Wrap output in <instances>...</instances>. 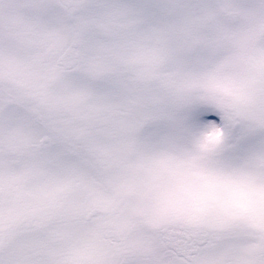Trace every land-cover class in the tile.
Segmentation results:
<instances>
[{
    "label": "clouds",
    "instance_id": "obj_1",
    "mask_svg": "<svg viewBox=\"0 0 264 264\" xmlns=\"http://www.w3.org/2000/svg\"><path fill=\"white\" fill-rule=\"evenodd\" d=\"M222 0H114L97 10L101 43L68 56L73 41L37 25L22 39L17 58L0 56V92L44 117L54 141L87 144L96 162L95 181L64 166L30 144L16 145L18 166L0 165V228L24 231L50 221L85 224L122 219L129 198L152 216L210 211L264 218V124L228 114L222 121L227 147L207 155L188 143L183 151L159 159L134 155L132 131L144 108L142 87L150 81L182 116L201 100L228 99L223 73L197 86L169 74L173 53L188 47L192 31L208 21L237 23L251 55L264 62V0L217 9ZM11 0H0V41L17 31ZM73 66L105 75L110 94L98 97L75 86ZM0 154L9 156L8 132L0 133ZM223 168V180L213 177ZM243 173L254 174L251 182ZM102 241L98 240L97 243ZM96 258H100L97 255Z\"/></svg>",
    "mask_w": 264,
    "mask_h": 264
},
{
    "label": "rangeland",
    "instance_id": "obj_2",
    "mask_svg": "<svg viewBox=\"0 0 264 264\" xmlns=\"http://www.w3.org/2000/svg\"><path fill=\"white\" fill-rule=\"evenodd\" d=\"M65 1L67 4L64 0H11L17 11L10 22L17 31L8 42L0 41V56L19 57L26 44L17 38V32L23 36L37 25L69 37L73 41L67 53L70 57L99 46L102 21L97 10L114 4V0ZM212 6L225 9L246 4L245 0H222ZM187 39L188 47L172 54L169 74L197 86L223 73V91L228 99L201 100L179 116L165 96L150 81L145 82L144 108L131 133L134 155L139 160H163L183 151L188 143L207 154L205 134L189 123L191 114L199 109L216 111L221 121L232 114L264 124V62L251 55L240 26L228 19H215L207 22L204 31L190 32ZM71 78L75 86L92 95L110 94V82L103 74L93 75L73 66ZM48 128L44 117L0 92V133L8 132L10 150L7 157L0 154V165L17 167L16 145L30 144L32 137L38 136L48 157L95 181L96 162L89 145L54 141ZM211 130L215 132L213 147L226 148L222 123L211 125ZM242 178L251 182L254 174L243 173ZM121 217L112 223L50 221L24 231L0 228V264H171L179 258L193 264H264L261 217L220 211L152 216L141 211L138 201L132 198L125 203ZM98 240L102 242L98 244ZM177 251L183 256L177 257Z\"/></svg>",
    "mask_w": 264,
    "mask_h": 264
},
{
    "label": "snow or ice",
    "instance_id": "obj_3",
    "mask_svg": "<svg viewBox=\"0 0 264 264\" xmlns=\"http://www.w3.org/2000/svg\"><path fill=\"white\" fill-rule=\"evenodd\" d=\"M189 123L194 129H197L205 134L204 148L206 150H209L207 152V155H219L225 150L223 146L214 148L212 144V137L215 135V132L211 130V125L222 123L220 116L216 111L208 108L199 109L191 114V116L189 117ZM222 172L223 168L218 169L217 174L213 178L218 181H222ZM183 243L187 244L188 242L183 241ZM176 256L182 257L183 253L177 251ZM171 264H193V262L190 260L179 258L173 259L171 261Z\"/></svg>",
    "mask_w": 264,
    "mask_h": 264
},
{
    "label": "water",
    "instance_id": "obj_4",
    "mask_svg": "<svg viewBox=\"0 0 264 264\" xmlns=\"http://www.w3.org/2000/svg\"><path fill=\"white\" fill-rule=\"evenodd\" d=\"M190 239L189 238H187V241H189ZM178 243L180 244V243H182V240H180V241H178Z\"/></svg>",
    "mask_w": 264,
    "mask_h": 264
},
{
    "label": "flooded vegetation",
    "instance_id": "obj_5",
    "mask_svg": "<svg viewBox=\"0 0 264 264\" xmlns=\"http://www.w3.org/2000/svg\"><path fill=\"white\" fill-rule=\"evenodd\" d=\"M63 4H67V2L64 0Z\"/></svg>",
    "mask_w": 264,
    "mask_h": 264
}]
</instances>
